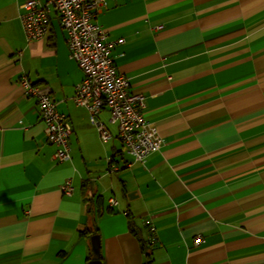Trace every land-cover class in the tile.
<instances>
[{
	"label": "crops",
	"instance_id": "obj_1",
	"mask_svg": "<svg viewBox=\"0 0 264 264\" xmlns=\"http://www.w3.org/2000/svg\"><path fill=\"white\" fill-rule=\"evenodd\" d=\"M21 1L0 0V264H87L93 233L101 264H143L144 250L152 264H264V0H107L97 13L108 39H124L114 63L162 140L143 165L106 110L101 141L73 103L82 72L56 13L26 41ZM20 75L67 116L69 160L52 159ZM107 157L131 163L109 171Z\"/></svg>",
	"mask_w": 264,
	"mask_h": 264
},
{
	"label": "built area",
	"instance_id": "obj_2",
	"mask_svg": "<svg viewBox=\"0 0 264 264\" xmlns=\"http://www.w3.org/2000/svg\"><path fill=\"white\" fill-rule=\"evenodd\" d=\"M106 3L107 0H22L19 18L25 39L30 41L44 36L48 31L50 12L56 13L65 31L68 57L75 61L82 72V78L74 85L71 96L73 103L86 110L88 120L101 141H106L111 135L98 116L102 110H106L108 120L116 125L124 152L132 162L143 165L147 156L159 149L162 140L144 117V95L129 90L128 77L120 73L114 63L111 51L116 45L123 44L124 39H108L105 29L95 19ZM161 27L160 24L153 26L154 29ZM15 56H19V51ZM17 82L22 86L24 95L36 100L38 118L44 124L45 140L55 147L52 159L56 162L69 160L71 125L67 116L56 109L51 94L26 75H20ZM107 162L109 171H116L131 163H113L109 157ZM59 189L67 196L73 192L69 179L64 180ZM107 202L109 205L117 203L112 196L107 198ZM146 226V242L154 241L152 223L147 222ZM201 242L203 235L195 234L192 245L198 246Z\"/></svg>",
	"mask_w": 264,
	"mask_h": 264
},
{
	"label": "water",
	"instance_id": "obj_3",
	"mask_svg": "<svg viewBox=\"0 0 264 264\" xmlns=\"http://www.w3.org/2000/svg\"><path fill=\"white\" fill-rule=\"evenodd\" d=\"M90 245L92 258L87 264H101L100 253H99V234L93 233L90 235Z\"/></svg>",
	"mask_w": 264,
	"mask_h": 264
},
{
	"label": "trees",
	"instance_id": "obj_4",
	"mask_svg": "<svg viewBox=\"0 0 264 264\" xmlns=\"http://www.w3.org/2000/svg\"><path fill=\"white\" fill-rule=\"evenodd\" d=\"M88 210L90 211L91 210V208H88ZM89 232H91V231H89V230H87V229H84V230H82L81 231V233L82 234H88ZM145 247H144V245H143V249H144ZM145 252V260H144V263L143 264H152V259H151V256H150V252L149 251H146V250H144Z\"/></svg>",
	"mask_w": 264,
	"mask_h": 264
}]
</instances>
